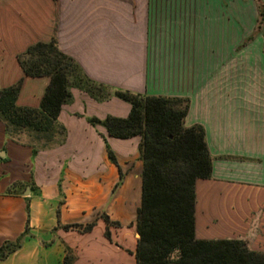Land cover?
<instances>
[{"label":"crops","instance_id":"0c3cea01","mask_svg":"<svg viewBox=\"0 0 264 264\" xmlns=\"http://www.w3.org/2000/svg\"><path fill=\"white\" fill-rule=\"evenodd\" d=\"M258 22L255 0H0V90L22 82L18 105L38 109L51 79L27 77L19 58L55 40L111 92L188 99L185 126L204 128L213 158L211 178L196 185V239L244 241L264 254V89L250 70L259 36L264 57ZM71 93L58 120L66 143L36 156L0 119V247L25 232L31 207L23 248L0 264H64L69 250L73 264H136L142 140L113 138L89 123L127 118L132 107L76 87ZM102 213L120 225L110 228L112 241L94 237L95 229L62 228Z\"/></svg>","mask_w":264,"mask_h":264},{"label":"trees","instance_id":"16d2710c","mask_svg":"<svg viewBox=\"0 0 264 264\" xmlns=\"http://www.w3.org/2000/svg\"><path fill=\"white\" fill-rule=\"evenodd\" d=\"M255 2L259 11L257 33H260L264 27V3ZM19 61L27 77L51 79L38 109L18 105L22 82L0 90V119L6 125L8 137L32 147L34 156L66 143L67 131L58 120L63 106L73 100L72 87L86 91L99 102L114 96L131 105L127 118L108 117L103 121L91 118L89 123L103 126L113 138L142 140L143 183L136 220L139 235L136 264H264V254L250 251L244 241L196 239V185L211 178L213 158L204 128L185 126L190 108L188 99L111 92L110 88L90 80L72 58L58 49L55 40L32 46ZM105 142L109 160L120 168L115 152L106 139ZM34 185L30 184L32 191ZM26 213L25 232L0 247V262L23 248L31 229L30 201ZM60 214L59 208L58 217ZM100 219L106 225V238L112 241L110 228L120 225L105 213L91 223L62 228L88 234ZM64 264L73 261L67 256Z\"/></svg>","mask_w":264,"mask_h":264},{"label":"rangeland","instance_id":"374dc122","mask_svg":"<svg viewBox=\"0 0 264 264\" xmlns=\"http://www.w3.org/2000/svg\"><path fill=\"white\" fill-rule=\"evenodd\" d=\"M258 34V33H257ZM253 51L251 50L250 58H252L253 63L252 67H250V70H254V75L259 78H263V83H264V57L262 54V38L259 36L257 40L255 41V45L253 47ZM244 67H241V74H244ZM263 83H257V89H264V84ZM260 86V88H259ZM36 188L34 187V190ZM111 233V231H110ZM96 238H99L100 236L105 235L106 237V226L104 224H97L94 232ZM112 236V233H111ZM68 256L72 259L73 263L76 260L75 253L71 250L68 251Z\"/></svg>","mask_w":264,"mask_h":264},{"label":"water","instance_id":"95a60500","mask_svg":"<svg viewBox=\"0 0 264 264\" xmlns=\"http://www.w3.org/2000/svg\"><path fill=\"white\" fill-rule=\"evenodd\" d=\"M3 155L4 154L2 153L1 156H3ZM29 194H30V190L28 189L26 195H29ZM138 238H139V235H138Z\"/></svg>","mask_w":264,"mask_h":264}]
</instances>
